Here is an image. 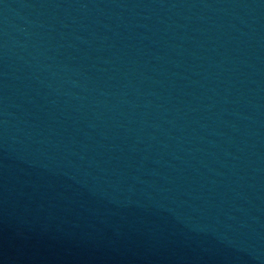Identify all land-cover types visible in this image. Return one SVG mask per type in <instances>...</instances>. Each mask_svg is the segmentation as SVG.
Instances as JSON below:
<instances>
[{
	"label": "water",
	"instance_id": "1",
	"mask_svg": "<svg viewBox=\"0 0 264 264\" xmlns=\"http://www.w3.org/2000/svg\"><path fill=\"white\" fill-rule=\"evenodd\" d=\"M0 264H264V0H0Z\"/></svg>",
	"mask_w": 264,
	"mask_h": 264
}]
</instances>
